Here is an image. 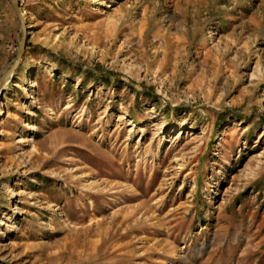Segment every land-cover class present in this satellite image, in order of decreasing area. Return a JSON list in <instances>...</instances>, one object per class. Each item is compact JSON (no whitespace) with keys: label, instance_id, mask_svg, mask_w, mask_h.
Returning a JSON list of instances; mask_svg holds the SVG:
<instances>
[{"label":"rangeland","instance_id":"374dc122","mask_svg":"<svg viewBox=\"0 0 264 264\" xmlns=\"http://www.w3.org/2000/svg\"><path fill=\"white\" fill-rule=\"evenodd\" d=\"M18 3L0 264H264V0Z\"/></svg>","mask_w":264,"mask_h":264},{"label":"water","instance_id":"95a60500","mask_svg":"<svg viewBox=\"0 0 264 264\" xmlns=\"http://www.w3.org/2000/svg\"><path fill=\"white\" fill-rule=\"evenodd\" d=\"M9 1H10V4H11V6H12L14 12H15V14L20 19V22H21V31L23 33V37H22V39L19 42L18 51H17V55H16V60H15V62L13 64L12 68L10 69V71L6 75H4L2 78H0V94L2 93V91L4 89V86L11 79L14 71L18 68V66H19V64L21 62L22 56L24 54V48H25V43H26V28H25V22H24L23 17H22V11L20 9L18 0H9Z\"/></svg>","mask_w":264,"mask_h":264}]
</instances>
